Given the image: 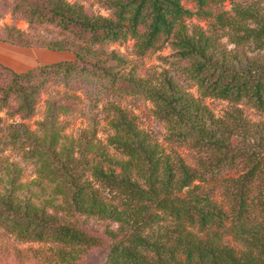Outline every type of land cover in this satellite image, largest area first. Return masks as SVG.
I'll return each instance as SVG.
<instances>
[{
	"label": "trees",
	"instance_id": "1",
	"mask_svg": "<svg viewBox=\"0 0 264 264\" xmlns=\"http://www.w3.org/2000/svg\"><path fill=\"white\" fill-rule=\"evenodd\" d=\"M191 1L193 8L185 7L182 0H106L111 9L107 17L94 16L81 4L65 0H48L45 6L32 3L31 11L25 10L29 22L55 23L81 43L73 48L74 61H53L21 72L0 65L15 74V81L51 67L52 73L95 74L97 70L99 76L112 79L109 66L91 61L93 45L129 37L137 55L170 45L172 55L186 61L184 72L197 85L199 97L167 75L143 94L153 102L155 115L165 121L167 139L195 149L197 155L188 163L176 151L167 152L111 101L105 106L112 131L105 146L123 158L110 156L92 141L75 156L74 139L64 140L56 124L55 110L68 109L53 103L45 121L51 123L48 148L33 150L41 163L40 174L53 184L52 211L43 203L36 204L34 195L21 198L13 188L6 194L0 192V223L9 232L21 240L63 245L67 249L61 247L58 253L65 264H76L79 253L106 243L100 264H264V146L250 142L253 126L237 120V109V114L215 117L201 100L206 96L244 100L264 110V54H260L264 4L232 0V7L225 10L221 7L224 0ZM193 16L208 19L210 25L189 31L185 19ZM223 35L229 37L233 49L219 44ZM245 46L256 52L247 55ZM51 48L67 47L54 42ZM109 57L123 61L114 51ZM21 90L26 91L18 86L17 91ZM21 94L29 110V94ZM50 149L52 167L44 160ZM233 169L239 173L230 174ZM15 176L9 180L13 186ZM216 180L220 200L203 187ZM68 214L102 222L105 239L77 220H69ZM226 234L239 247L225 242Z\"/></svg>",
	"mask_w": 264,
	"mask_h": 264
},
{
	"label": "rangeland",
	"instance_id": "2",
	"mask_svg": "<svg viewBox=\"0 0 264 264\" xmlns=\"http://www.w3.org/2000/svg\"><path fill=\"white\" fill-rule=\"evenodd\" d=\"M65 1L81 4L84 10L94 16L107 17L111 14L106 0ZM236 1L245 3L251 0ZM258 1L264 4V0ZM47 2L48 0H0V45L6 43L35 49L39 52L35 66L58 60L74 61L73 48L81 43L73 39L72 33H68L55 23L37 19L28 21L25 10L31 11L29 5L37 3L39 6H45ZM182 4L187 8L194 6L191 0H182ZM232 4V0H224L221 7L229 10ZM209 23L208 19L195 16L185 19L189 31L196 27L206 29ZM10 40L31 42V44L20 45L11 43ZM54 42L65 44L67 48L54 50L51 48ZM218 42L227 50L234 48V44L226 35L221 36ZM133 43L134 40L128 37L114 42L95 44L90 48L91 61L100 60L102 64L110 67L111 77L115 80L113 84L111 78L99 76L97 70L95 74L75 71L67 73L62 70L52 73L51 67V69L35 70L34 76L15 81L14 73L0 68V192L2 194L13 188L21 198L34 195L32 199L36 204L43 203L49 211H52L53 184L44 173L40 174L41 163L33 154V150L39 147L46 148L49 144L51 123L46 124L45 121L49 119V108H52L53 103L64 105L68 109V111L55 110L56 124L62 129L64 140L74 139L75 156L78 155L79 150H85L84 146L92 141L104 147L110 156L123 158L118 151L105 146L106 138L112 132L107 124L105 106L112 101L133 117L138 128L152 135L167 152L176 151L188 163L195 160L197 155L195 149L167 139L165 121L155 115L153 102L143 94L145 88L167 75L192 96L199 97L197 85L184 72L186 61L173 56L174 50L170 45L149 51L144 55H137L132 50ZM243 50L247 55L256 52L250 51L246 46ZM110 51L116 52L123 61L111 60ZM260 54H264V50H260ZM16 57L19 60L21 54ZM16 57L0 49V65L14 72L32 68L24 70L14 68L18 67L14 64ZM129 78L133 81H128ZM15 83L25 87L26 91H17L18 86L16 87ZM134 84L138 86L135 87ZM21 92L29 94L31 100L29 110L25 109L24 94ZM201 100L215 117L237 114L234 113L237 109L239 113L237 120L253 126L254 131H251L249 136L250 142L255 140V144L258 142L260 148L264 146V110H257L244 100L234 102L210 96ZM236 139L240 140V138ZM92 154V152L87 154V157ZM44 160L52 167L51 149L44 155ZM240 167L241 164L238 165V168ZM13 172L16 174L14 186L9 182ZM235 173L239 171L233 169L230 172V174ZM20 183L22 186L15 187ZM203 187L212 190L216 198L221 199L219 195L221 187L217 180L203 184ZM68 218L77 220L81 227L104 238L103 224L97 219L80 214H68ZM223 239L228 244L239 247L231 235L226 234ZM61 247L67 249L50 240H21L14 233L9 232L5 224L0 223V264H65L58 253ZM106 251L107 243L101 247L84 250L79 253L81 257L76 264H100Z\"/></svg>",
	"mask_w": 264,
	"mask_h": 264
},
{
	"label": "crops",
	"instance_id": "3",
	"mask_svg": "<svg viewBox=\"0 0 264 264\" xmlns=\"http://www.w3.org/2000/svg\"><path fill=\"white\" fill-rule=\"evenodd\" d=\"M0 49L7 51L10 55L15 56V57L18 54H21V58L17 60V57H16L15 59L16 61H14V64L18 66L14 68L19 69V70H24V69L35 66L39 59V52L33 48H22L21 46L3 43L2 45H0Z\"/></svg>",
	"mask_w": 264,
	"mask_h": 264
}]
</instances>
